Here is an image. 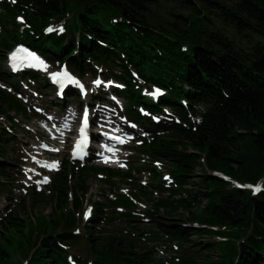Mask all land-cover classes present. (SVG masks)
Listing matches in <instances>:
<instances>
[{
  "label": "trees",
  "instance_id": "trees-1",
  "mask_svg": "<svg viewBox=\"0 0 264 264\" xmlns=\"http://www.w3.org/2000/svg\"><path fill=\"white\" fill-rule=\"evenodd\" d=\"M98 1L108 2L123 11L134 20L144 38L130 29L107 31L97 22L92 9V4ZM71 4L85 7L81 22L92 30L95 38L113 46L121 44L139 66L144 63L143 68L139 67L143 74L159 63L164 75L169 69L197 91L203 89L211 106L205 125L195 133L185 135L183 131L163 143L158 151L159 155L178 166L177 176L186 185L191 186L190 179L196 173L199 159L197 155H188V149L205 153L210 169L234 178L255 180L264 171V0H47V17L61 14ZM31 19L39 30L44 16L32 14ZM215 19L230 28L245 44H238L221 31L214 30ZM168 37L176 44H171ZM182 42L190 44L189 56L180 52ZM150 44L159 47L172 59L159 58ZM200 71L207 76L202 77ZM0 100L9 104L1 92ZM196 177L204 189L202 195L206 203L196 201V208L184 206L185 219L202 225H229L235 238L247 235L249 230L263 232L264 193L252 199L242 192L229 191L218 179L204 175ZM60 186L58 205L63 203L65 181ZM189 193L193 196L194 188ZM193 198L197 200L195 195ZM49 205L54 215L57 204L52 202ZM178 210L170 205L167 214L176 215ZM43 223L42 219L40 224ZM1 227L0 264H12L16 254L27 252L20 231L22 222L9 217ZM169 229L186 239L192 235L203 238L211 234L205 229L182 230L173 225H169ZM188 239L191 249H195L192 251L195 257L180 264H199L197 259L201 256L205 260L203 264H235L237 257V264H264V241L256 243L249 239L247 246L240 245L236 249L231 244H199ZM113 245H107L101 260L109 264H132L122 257L120 247ZM54 248L53 241H43L32 264H52L49 256L55 252ZM256 249L261 255H257ZM212 251L216 252L215 259L208 255Z\"/></svg>",
  "mask_w": 264,
  "mask_h": 264
},
{
  "label": "rangeland",
  "instance_id": "rangeland-1",
  "mask_svg": "<svg viewBox=\"0 0 264 264\" xmlns=\"http://www.w3.org/2000/svg\"><path fill=\"white\" fill-rule=\"evenodd\" d=\"M213 28H214V30H219V31L223 32L225 35H227L231 39H234L236 41H240L241 42L240 43L241 45L244 44V41L241 40L239 37L235 36V34L233 33V31L230 28L225 27L221 23V21L214 20L213 21ZM197 171H200V169L197 168ZM90 185H91L92 189L96 186L93 181L90 182ZM194 186H195V188H196V190L198 192L201 191L202 188H201L200 184L197 183V181L194 182ZM201 198H202V201H204L203 197H201ZM24 208L25 209H24V212L23 213H25L29 217L35 216L36 214H40V213H42L44 215H48L49 214V210H50L49 209L50 208L49 206H44V205H38L36 208H32L31 203L28 204V205H25ZM207 241H208V238H204L203 241H202V243L204 244ZM18 259H20V257L16 256L15 257V262H17ZM198 262L199 263H202L203 262V259H200Z\"/></svg>",
  "mask_w": 264,
  "mask_h": 264
},
{
  "label": "snow or ice",
  "instance_id": "snow-or-ice-1",
  "mask_svg": "<svg viewBox=\"0 0 264 264\" xmlns=\"http://www.w3.org/2000/svg\"><path fill=\"white\" fill-rule=\"evenodd\" d=\"M47 30L48 31H52L53 29L50 27ZM60 31H63V29L61 28ZM20 51L27 52L26 49H21ZM26 59H28L29 61L34 62L35 66H44V62L42 60H40L39 57H36L34 53H27ZM15 60H17V56L15 54H13V61H15ZM13 67L14 68L16 67L15 63L13 64ZM52 75H53V78L57 79V82L61 83V84H63V82L65 80H67L69 82H77V81L74 80V78L69 73H67V71H65L63 73H53ZM96 83L99 84L100 81H96ZM156 92H159V89H157ZM85 121H86V117H85ZM46 180H47V178H45V181ZM259 190H260L259 186H256L255 187V191H259ZM86 216H87V214H86Z\"/></svg>",
  "mask_w": 264,
  "mask_h": 264
},
{
  "label": "bare ground",
  "instance_id": "bare-ground-1",
  "mask_svg": "<svg viewBox=\"0 0 264 264\" xmlns=\"http://www.w3.org/2000/svg\"><path fill=\"white\" fill-rule=\"evenodd\" d=\"M49 209H50V210H49V213H50V211H52V210H51V208H49Z\"/></svg>",
  "mask_w": 264,
  "mask_h": 264
}]
</instances>
